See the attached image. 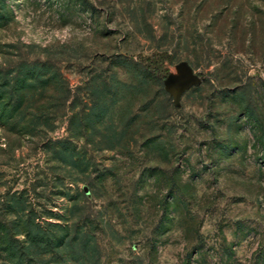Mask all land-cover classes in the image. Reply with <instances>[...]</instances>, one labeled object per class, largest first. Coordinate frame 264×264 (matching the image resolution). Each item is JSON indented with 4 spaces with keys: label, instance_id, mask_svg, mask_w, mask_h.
Segmentation results:
<instances>
[{
    "label": "rangeland",
    "instance_id": "1",
    "mask_svg": "<svg viewBox=\"0 0 264 264\" xmlns=\"http://www.w3.org/2000/svg\"><path fill=\"white\" fill-rule=\"evenodd\" d=\"M0 264H264V0H0Z\"/></svg>",
    "mask_w": 264,
    "mask_h": 264
},
{
    "label": "water",
    "instance_id": "2",
    "mask_svg": "<svg viewBox=\"0 0 264 264\" xmlns=\"http://www.w3.org/2000/svg\"><path fill=\"white\" fill-rule=\"evenodd\" d=\"M201 84V79L194 74L192 68L185 62L174 66V72L168 74L163 81L164 91L172 98L174 107H179L182 95ZM86 191V190H85Z\"/></svg>",
    "mask_w": 264,
    "mask_h": 264
},
{
    "label": "trees",
    "instance_id": "3",
    "mask_svg": "<svg viewBox=\"0 0 264 264\" xmlns=\"http://www.w3.org/2000/svg\"><path fill=\"white\" fill-rule=\"evenodd\" d=\"M33 242V240H30V243H32Z\"/></svg>",
    "mask_w": 264,
    "mask_h": 264
}]
</instances>
